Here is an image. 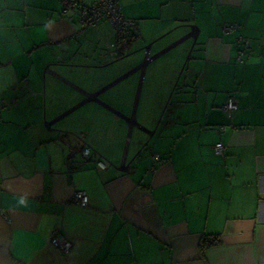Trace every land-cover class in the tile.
Here are the masks:
<instances>
[{"label": "crops", "instance_id": "1", "mask_svg": "<svg viewBox=\"0 0 264 264\" xmlns=\"http://www.w3.org/2000/svg\"><path fill=\"white\" fill-rule=\"evenodd\" d=\"M116 1L135 26L114 60L106 20L0 0V264H264V0ZM59 131L112 166L78 165Z\"/></svg>", "mask_w": 264, "mask_h": 264}, {"label": "built area", "instance_id": "2", "mask_svg": "<svg viewBox=\"0 0 264 264\" xmlns=\"http://www.w3.org/2000/svg\"><path fill=\"white\" fill-rule=\"evenodd\" d=\"M59 3L62 14H66L68 12H75L77 14V21L81 28L85 29L92 27L101 20H106L109 23L114 41L109 42L106 40L105 50L112 59H119L130 54L127 41L131 36L135 22L133 19L126 18L122 14L116 0H94L90 4H85L83 0H59ZM237 28L238 26L236 24H228L223 25L221 30L223 33H230L235 31ZM237 41L243 43L245 46H248L247 40L242 35L237 37ZM115 45L120 46V52L116 54L112 52ZM236 60L238 63H242L243 51L237 54ZM12 105H15L14 100L9 102L3 101L0 103V108L3 106L11 107ZM221 109L228 116H230V114L237 109V102L235 98L232 95L229 96L226 102L221 106ZM220 130H223V128ZM59 140L71 152L73 151V143L78 144L79 151L82 156V161L78 162V165H82L84 162L93 160L99 169H107L112 166L106 158L85 142L82 134L59 131ZM213 149L217 155H223L225 147L222 143L218 142L214 145ZM150 159L152 162L158 163L162 158L160 155L152 153L150 155ZM132 162L136 163L137 160L133 159ZM73 165L74 161L69 158L67 168L69 169ZM129 167L130 163H123L120 168L128 171ZM70 201L73 204L85 207L88 205V196L85 192L76 190L72 193ZM49 243L54 248L58 249L62 254H67L71 250V243L69 241H61L57 237L56 232H53L50 235Z\"/></svg>", "mask_w": 264, "mask_h": 264}, {"label": "trees", "instance_id": "3", "mask_svg": "<svg viewBox=\"0 0 264 264\" xmlns=\"http://www.w3.org/2000/svg\"><path fill=\"white\" fill-rule=\"evenodd\" d=\"M220 242V238L216 235H203L199 242V250L201 253H204L207 248L218 245Z\"/></svg>", "mask_w": 264, "mask_h": 264}]
</instances>
